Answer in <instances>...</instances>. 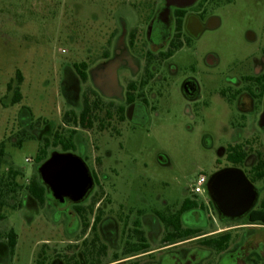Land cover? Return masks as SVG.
I'll list each match as a JSON object with an SVG mask.
<instances>
[{"label": "rangeland", "instance_id": "1", "mask_svg": "<svg viewBox=\"0 0 264 264\" xmlns=\"http://www.w3.org/2000/svg\"><path fill=\"white\" fill-rule=\"evenodd\" d=\"M156 1L163 0H0V141L6 142L1 172L8 175L9 169L18 170L15 181L20 185L13 191L14 186L8 188L11 192L0 209L5 216L0 220V247L9 264H34L37 240L62 238L60 226H53V220L64 212L50 205L41 210L36 199L25 198L29 178L38 174V149L44 137L52 138L57 129L65 136L75 129L77 148L73 153L90 170L97 164L98 181L84 203L89 204L93 197L102 199L100 206L106 214L135 215L138 208L149 211L165 203H174L171 206L176 210L200 173L210 177L224 165L218 162L219 150L239 138V130L232 125L239 115L220 90L226 86V76L244 72L262 57L264 0H201L193 8L207 15L205 22L217 17L218 25L205 27L169 61L178 74L150 109L144 126L120 121L109 106L119 102L117 97L102 94L90 78L81 83L73 67L84 61L88 69L101 63L112 30L132 26ZM209 56L216 57L217 63L210 65ZM18 70L24 77L23 99L13 104L7 85ZM186 76L200 83L201 97L196 101L186 99L182 92L181 80ZM89 88L102 96L99 120L89 130L65 125L64 113L71 109L80 112L82 95ZM259 133L264 148V132ZM52 151H62L61 145L50 146L49 155ZM263 198L264 189L260 200ZM121 205L125 208L118 210ZM210 205L208 221L196 225L200 233L213 237L230 231L228 249L241 244V264H264V225L251 224L246 218L221 220ZM46 213L49 221L41 223L39 219ZM10 229L19 235L13 256L4 243ZM80 237L66 234L68 239ZM193 245L199 246L198 240ZM210 256L216 263L219 254Z\"/></svg>", "mask_w": 264, "mask_h": 264}, {"label": "flooded vegetation", "instance_id": "2", "mask_svg": "<svg viewBox=\"0 0 264 264\" xmlns=\"http://www.w3.org/2000/svg\"><path fill=\"white\" fill-rule=\"evenodd\" d=\"M200 1L197 0L190 7L172 6L169 17L165 16L155 24L160 7L166 3V0L156 1L132 26L124 24L125 27L121 26L119 32L112 30L108 42L109 48L103 52L101 63L118 60L116 72L120 89L113 96L117 97L115 99L119 102H111V104L118 108L124 106L126 118L119 119L120 121L128 120L129 123L144 126L149 121L150 109L155 108L156 102L164 93V88L170 85L172 78L178 74V68L169 61L178 50L189 45L193 38L200 36L205 27L218 25L217 17L213 16L205 22L207 15L193 9ZM179 13H183L184 17L182 28L178 31ZM194 32H198V35L195 36ZM261 61H263L262 64ZM208 62L214 65L217 59L209 56ZM96 66L88 69L89 78L93 82L98 80ZM76 73L78 74L77 71ZM81 83H83L82 80ZM225 84L226 86L220 90V95L235 108L239 115L232 123L233 127L239 130V138L220 148L221 160L219 159L218 162L222 161L224 165L217 170L225 167L241 168L259 190L258 202L252 210L264 209V198L260 200L262 189H264V148L259 133L264 132L261 125L264 111V48L260 60L242 73L226 76ZM181 89L186 99L190 101H196L201 97L200 83L195 77L183 78ZM129 109L134 120L128 116ZM143 120H146L145 124L140 123ZM242 153L245 156L241 163H235L234 159H231V156L238 158ZM99 162L100 169L101 158ZM91 172L95 188L99 176L97 164ZM89 196L81 202H68L65 205L57 204L46 197L44 208L50 205V208L64 212L63 217L58 215V218L53 220L55 222L53 226H60L62 238L37 240L33 245L34 264H241L240 243L233 249L217 251L202 244V240L209 238L210 234H202L200 230L198 235L191 232L189 235L178 238L179 230L173 224L167 225L163 221V218H166L171 219L173 223L185 202L189 201V204H193L197 201V207L191 206L182 212L181 232L200 228L196 225L205 224L208 221L206 209L207 205L211 206L210 197L207 203L198 201L200 197L190 190V194L182 200L176 210L171 206L174 203H165L162 208L153 206L149 208V211L146 210L147 208H138L135 215L130 213L123 215L119 211L106 214L100 206L102 199L99 200L96 197H93L89 204H85ZM201 203L205 204L204 207ZM37 205L41 210L43 209L39 203ZM123 206L121 205L118 210ZM114 207L116 209L118 206L114 205ZM47 217V213L43 214V218L39 220H42L41 223L48 222ZM37 230L40 231V228ZM13 231L16 234L14 250H11L8 241L4 242L11 256L15 254L19 240L18 233L14 229ZM73 233L76 237L81 236L80 239L66 238V234ZM195 240H198L199 246H190ZM156 244L157 246L154 247L153 245ZM212 252L219 254L216 263L210 261ZM0 264H9L1 247Z\"/></svg>", "mask_w": 264, "mask_h": 264}, {"label": "water", "instance_id": "3", "mask_svg": "<svg viewBox=\"0 0 264 264\" xmlns=\"http://www.w3.org/2000/svg\"><path fill=\"white\" fill-rule=\"evenodd\" d=\"M196 1L166 0L160 7L155 24L165 16L169 17L172 6L190 7ZM198 32L193 34L196 36ZM117 65L118 60L114 59L96 67L98 80L93 79L94 85L108 97L115 95L120 89L117 83ZM128 116L133 119L130 109ZM140 123L145 124L146 120ZM261 125L264 128V111ZM38 173L46 186V197L57 204L81 202L94 188V177L90 168L80 156L70 151H52L48 159L38 167ZM207 190L219 218L224 221L244 218L255 207L259 198L258 188L238 167H225L215 171L208 179Z\"/></svg>", "mask_w": 264, "mask_h": 264}, {"label": "trees", "instance_id": "4", "mask_svg": "<svg viewBox=\"0 0 264 264\" xmlns=\"http://www.w3.org/2000/svg\"><path fill=\"white\" fill-rule=\"evenodd\" d=\"M183 13L178 14L177 18V30H181L182 23H183ZM74 68L78 72L81 80L83 83H86L89 80V73H88V64L87 62H81V63H74ZM23 74L21 71H17L15 78L11 79V81L7 85L8 92H12V98L11 103L15 104L18 102H21L23 99V93L21 91V84L23 82ZM102 96L98 93V91L95 89L89 88L88 91H85L82 95V109L80 112H77L73 109L67 111L63 115V123H71L73 127H81L84 129H92L93 126L96 124V122L99 120V112L102 110L101 108V98ZM111 108L115 110V113L117 114L118 118L120 120H124L126 118L125 116V108L124 106L121 107H115L112 104H109ZM107 115L111 117L112 113L110 109L107 111ZM66 125V124H65ZM101 128L104 129L106 126L104 125L103 121L100 123ZM76 130L73 129L70 131L68 136H65L61 133L59 129L55 130L53 133L52 138L51 137H45L43 140V143L40 145L36 160L38 164H42L46 159H48L49 152L48 148L50 146H58L61 145V148L63 151L68 152L76 149V145L74 143V137H75ZM29 139V138H28ZM26 140V139H24ZM23 142V139L18 140V144L21 145ZM244 153H242L238 158H235L234 156H231V159H234L233 161L235 163H241L244 159ZM6 159V142L0 141V209L6 204L7 201V195L9 192H11L10 188L11 186H14L12 188L13 190H16V186H20L16 181L15 178L17 175H19L18 170L9 169L8 175H5L1 172V167ZM27 193L30 194L32 197H34L38 203L43 206L46 202V194L47 189L46 186L42 183V181L39 178L38 174H33L29 182L26 185ZM189 201L185 202L183 206L178 211V216L175 220H173V223L171 219L163 218V221L167 225L173 224L175 228L179 230L178 238H181L183 236L189 235L191 232L194 235H198L200 232V228H195L193 231L187 230L185 232H181L182 230V222H181V214L184 210L187 208L194 206H198V202L194 201L193 204H189ZM210 204H212L210 200ZM201 205L204 207V203H201ZM213 205V204H212ZM15 207V206H13ZM5 216L0 211V220H2ZM249 223H259L264 224V209H254L252 210L248 216L246 217ZM232 239V235L230 231L222 232L221 234L213 237L206 238L202 240V244L210 247L212 249H215L217 251H225L229 248V243ZM7 241L8 244L13 251L16 244V234L11 229L7 233Z\"/></svg>", "mask_w": 264, "mask_h": 264}, {"label": "built area", "instance_id": "5", "mask_svg": "<svg viewBox=\"0 0 264 264\" xmlns=\"http://www.w3.org/2000/svg\"><path fill=\"white\" fill-rule=\"evenodd\" d=\"M27 160H30L29 158ZM207 176L203 173H200L196 179H195V182L193 183L192 187H191V192L196 195V196H199L200 199L203 201V202H208L209 201V198L207 196V198H205V195H206V191H207Z\"/></svg>", "mask_w": 264, "mask_h": 264}, {"label": "crops", "instance_id": "6", "mask_svg": "<svg viewBox=\"0 0 264 264\" xmlns=\"http://www.w3.org/2000/svg\"><path fill=\"white\" fill-rule=\"evenodd\" d=\"M27 118H28V116H27ZM28 119H29V118H28ZM27 194H28V193H27ZM25 198H26V199L29 198L30 200L34 199V198H32V196H31L30 194H28L27 197H25ZM32 201H33V200H32ZM32 201H30V203H31ZM23 205H27V202H26V203H23ZM23 205H22V206H23Z\"/></svg>", "mask_w": 264, "mask_h": 264}]
</instances>
